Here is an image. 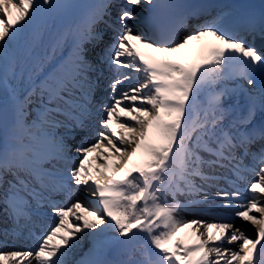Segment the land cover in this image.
Wrapping results in <instances>:
<instances>
[{"label":"snow or ice","instance_id":"snow-or-ice-1","mask_svg":"<svg viewBox=\"0 0 264 264\" xmlns=\"http://www.w3.org/2000/svg\"><path fill=\"white\" fill-rule=\"evenodd\" d=\"M151 4L152 0H101L92 7L86 40L93 47L85 49L84 41L77 40L71 60L42 82L40 92L48 100L33 125L26 123L25 113L36 88L25 89L21 98L22 89L0 74V90L7 93L15 112L9 141L0 147V203L14 223L19 225L23 219L24 227L31 220L28 197L37 205L49 203L56 217L55 226L34 249L0 250V264H67L79 233L90 235L103 254L108 243L104 238L110 231L116 234L114 246H121L117 255L142 239L141 258L129 255L78 264H256L258 246L259 264H264V167L243 190L234 186L200 195L202 187L194 181L196 177L215 179L205 169L217 168L228 169L239 181L249 157L254 164L264 165V6L258 13L244 11L229 23L225 19L230 13H218L177 40L147 36L128 23L138 18V9ZM52 7L53 0H0V70L8 46L42 10ZM101 24L104 28L98 27ZM105 29L116 33L114 42L105 44ZM205 35L220 44L205 48L199 60L189 63L157 61L135 43L159 52H178ZM105 64L141 73L136 79L142 82L118 92L117 86L131 79L118 76L108 85L111 102L105 103L96 96ZM90 73H96L95 78ZM12 78H16L14 66ZM237 78L247 86L230 88L227 81ZM205 85L211 89L207 105L194 119L189 102ZM237 92L246 98L245 110L239 114L227 103ZM101 110L104 115L99 123L105 130L94 143L78 145L76 151L83 158L78 166L69 167L73 162L69 141L75 139L76 129L84 130ZM54 113L68 116L71 123L57 121ZM62 124L65 132L54 135L51 130ZM138 151L142 158L135 161ZM101 152L106 158L93 172L86 161L93 153L99 161ZM107 159L113 160L111 166ZM70 181L96 198L94 208L79 199L70 207L56 205L52 197L66 192ZM193 193L203 201L221 199L224 209L256 227L255 239L235 227L232 216L217 217L224 222L212 223L178 218L189 205L182 204L177 195ZM183 228L191 229L192 242H173Z\"/></svg>","mask_w":264,"mask_h":264},{"label":"bare ground","instance_id":"bare-ground-1","mask_svg":"<svg viewBox=\"0 0 264 264\" xmlns=\"http://www.w3.org/2000/svg\"><path fill=\"white\" fill-rule=\"evenodd\" d=\"M60 0H53V7L48 10H42L41 13L36 17V19L28 24V26L24 29L22 33L19 34L17 39L14 41L15 43H20V46L16 47V51H11V56L8 58H5L3 61V68L0 70V74L4 75L8 83L10 85H18L22 90L20 91V96L24 93L25 88L28 86L30 82L35 81L37 78L40 77V75L45 71L51 69L54 64L64 57L66 54H68L67 62L71 60L72 55H73V50H74V44L77 40H83L84 41V48L85 44L87 43L86 37H87V31H88V23H87V16L89 11L92 9L93 6L98 5L101 3V0H85L84 5L80 8L79 12L74 15H70L66 18L59 19V12H60ZM262 6L256 5L255 0L251 1L250 3H247L241 7L237 8L236 15L232 18L225 19V23H229L232 21L237 20L240 17V14L244 11H255L259 12L261 10ZM15 12V10H13ZM219 11L216 8V12ZM206 18H209L207 22H210L215 15H205ZM199 20V19H198ZM203 21V20H199ZM196 22V19L194 20ZM130 23V22H128ZM133 25L136 30H139L137 26H135L133 23H130ZM196 24H198L196 22ZM30 29V34L29 36L26 35V30ZM194 26H188L186 35L193 31ZM141 31V30H139ZM142 32V31H141ZM36 37V39H35ZM112 38L115 37V35L111 36ZM213 36L211 35H205L200 37L198 40L192 41L189 45L194 51V56L193 58L188 61L184 62L181 60V55L178 52H170L172 56H175L176 62L180 63H189L195 60H199L200 55L202 54V51L210 46L213 45H218L220 42H216L213 40ZM13 43V44H15ZM10 46V45H9ZM259 47V46H257ZM32 48V52L30 56H27L25 54L29 49ZM86 49V48H85ZM14 54H17L13 56ZM91 56V55H89ZM24 64L22 67H20V63L23 61ZM21 63V64H22ZM9 66H11V70H9ZM13 66L15 67V73H16V78H12V68ZM8 70V73H6ZM225 71H230V69H225ZM119 72L118 74L123 73ZM228 86L234 87L237 84H245L246 83L240 79H235V80H229L227 81ZM42 86V85H40ZM219 88V86H214ZM208 90L211 92V89L208 85H205L202 87V91ZM200 93V91H199ZM0 95L3 96L2 100H0V124L2 126L3 130V135L4 138L0 139V146L5 145L10 138V135L14 129V124H15V112H14V106L12 101L9 99L8 95L6 92L3 90H0ZM103 95H106V93L103 92ZM198 95V94H197ZM199 96V95H198ZM33 97V96H32ZM32 97L30 98L31 103H28L30 106L32 105L33 107L30 108L29 110H26L25 113V121L26 123L29 121V118H32L33 115H39L41 111V105L47 104V100L43 99H36L32 100ZM102 101L106 103V99L102 96L101 98ZM236 100V102L239 104V107L236 108V110L241 109V105L243 102H246V98L241 92L240 94L234 93L231 97L230 100L227 101V103H233L232 100ZM194 100H191L189 102L192 104ZM127 103V102H125ZM196 105L200 106L201 108H204L205 105L202 101V103L198 100L194 102ZM51 105H49L50 107ZM195 106V105H194ZM37 108L38 110H33ZM245 110V107L242 108V111ZM199 111V110H198ZM104 113L101 110L98 113V118L101 119V116H103ZM54 116L57 118V121H66L65 119H69L68 116L61 114V113H54ZM65 118V119H64ZM95 121L96 123H99V120H91ZM90 121V122H91ZM29 125V123H28ZM102 127V126H101ZM62 128V125L60 127L53 128L51 131L54 135L59 134L62 135L64 132H58V130ZM35 130V129H33ZM105 129L102 127L101 131H104ZM119 130V128H118ZM87 132V131H85ZM21 135H26L25 133L21 132ZM9 136V138H8ZM91 141L86 140L85 143H80V144H89ZM75 144V143H74ZM79 143L76 142V145ZM71 151V150H70ZM102 155H104L103 152H101V158ZM80 157H77V160H73V162L69 165V167H75L78 166L79 161L82 157V155H79ZM106 158V157H105ZM89 163L91 161H88ZM51 166V164H45L44 167ZM96 170V169H95ZM94 170V172H95ZM208 170V169H205ZM246 171V170H245ZM243 171L242 173L244 174ZM249 170H247L248 172ZM250 172V171H249ZM210 174L213 175H219L217 176L214 180H209V181H204L201 180L200 178H195V184L198 187H202V192L200 195H203V193H208L209 195H214V193L218 190H231L234 186L239 187L241 190L246 188L248 182L252 181L256 176L250 175L249 180H242L240 179L239 181H234V182H229L230 179L227 177L229 176L228 174L226 177L220 175V174H226V172L222 169L218 168L217 172H209ZM252 173V172H251ZM245 175V174H244ZM234 177V176H233ZM235 178V177H234ZM219 181L220 183H224L225 185L219 186V184H216L214 182ZM222 181V182H221ZM242 181V183H240ZM218 182V183H219ZM6 187V186H5ZM2 194V191H0ZM184 195H177V198H183ZM199 196V195H198ZM77 197H80L79 194H77ZM195 199H198L200 201L197 202L195 205H189L186 207L183 211L178 213V218H184V219H197V220H203L209 223L212 222H224L223 220L217 219V217L220 216H232L233 217V222L234 226L239 228L247 237L251 239H255L256 237V230L250 226H246V224H240L239 220L243 221L241 218L234 217L233 214H226L222 213L221 210H226V211H231L229 209H224L222 207L223 201L219 198H213L209 199L207 201L201 200L200 197H197ZM30 205H35L37 206V203L35 200H32L31 197H28ZM72 204V203H71ZM206 206H210L216 212H208L205 211L204 208ZM1 210H0V215H2V211H5V206L4 204L1 205ZM32 211H39L35 209H30ZM220 211V212H218ZM40 212V211H39ZM41 218L46 219L48 217L45 212H41ZM253 214H258L253 212ZM87 216V214H85ZM8 219L9 221L15 225L18 226L16 223H14L13 219L9 216ZM259 216V215H258ZM32 218H37L36 215H31ZM88 219H93L91 216H87ZM23 220V219H21ZM56 220V217H55ZM245 222V221H243ZM202 230V229H201ZM191 229L189 228H183L180 231H178L175 236H173L172 240L173 242L176 241L177 239L184 240L185 242L191 243L192 242V237L190 235ZM66 234V233H65ZM79 237L78 243L73 248L68 256L66 257V262L67 264H77L78 262V257H80L83 253V251L91 250L94 255V259H105L106 258V253L110 247L114 243V237L115 233L114 232H108L106 234L107 238L105 241H107V246L104 248L103 254L100 252V246L95 242L94 247L90 246L91 242L86 241L83 242V236L82 234H77ZM84 235V233H83ZM86 235L84 236V238ZM55 243H61V241H57V238H54ZM39 243V242H38ZM37 243V244H38ZM37 244H31L27 243L24 246L26 247L25 250H31L34 249ZM5 246V245H1ZM228 247H236V245H226ZM143 251V248L141 246H138L135 248V251L131 254H125L124 259H127L129 255H131L132 259H140L141 258V253ZM261 257L259 253V246H258V251L257 253L254 254V261H256V264H259Z\"/></svg>","mask_w":264,"mask_h":264},{"label":"rangeland","instance_id":"rangeland-1","mask_svg":"<svg viewBox=\"0 0 264 264\" xmlns=\"http://www.w3.org/2000/svg\"><path fill=\"white\" fill-rule=\"evenodd\" d=\"M41 97V92H40V90H39V92H38V95H37V98L38 97ZM1 98H3V96H1L0 95V99ZM30 108H32L30 105H29V107H27L26 108V110H29ZM34 117V116H33ZM36 121V119H34V118H31V122L33 123V122H35ZM61 122H63V121H61ZM68 123H71V121H65V122H63V124H68ZM86 128H90V127H86ZM65 131V128H60L59 130H58V132H64ZM3 138V136L1 135V133H0V139H2ZM97 140V139H96ZM74 141H75V139H74ZM69 143L71 144L72 143V140L71 141H69ZM76 148L77 147H74V148H72L71 149V152L69 153V155L70 156H73L74 158H76V157H78V155H79V153L76 151ZM96 159V155L95 154H93L92 156H90L89 157V159L91 160V159ZM88 159V160H89ZM87 160V161H88ZM103 160H104V158H103ZM95 161H97L98 163H100V161H101V159L98 161V160H95ZM63 167V166H62ZM86 167H89V164L87 163V165H86ZM48 168H50V167H48ZM257 168V167H256ZM9 178H11V177H9ZM67 188H69V191L67 192H63V195H54L53 197H52V199L53 198H57V199H60V200H62L63 202L62 203H64V201H65V197H70L71 196V198H70V201H76L77 199H79L82 203H84L86 206H91V203L89 202V201H87V202H84V201H82V199L80 198V197H77V194H79V195H81L82 197L84 196L86 199H87V197L85 196L88 192H86L85 190H84V188H83V186H77L75 183H74V181H70L69 183H68V185H67ZM168 195H172V194H168ZM177 198V197H176ZM180 199V198H179ZM170 200V199H169ZM183 200V199H182ZM171 201V200H170ZM74 202H72V203H74ZM66 203V202H65ZM1 204V203H0ZM65 205V204H64ZM71 206V202H69V204H66V206H64V207H70ZM60 207V206H59ZM7 214V213H6ZM6 222H0V237H3L4 239H9L10 237L8 236V235H5V233H3L2 231L3 230H5V228H7L9 225H11L12 226V223L11 222H8L9 220L6 218V219H4ZM56 220L54 219L53 221H52V223L53 222H55ZM31 224H33V225H36V223L34 222V221H32V220H30L29 221ZM18 228V227H17ZM81 234V233H80ZM42 236V232H39V235H38V238H35V241L36 242H34L35 244L37 243V242H39V240H40V238L39 237H41ZM83 236V235H82ZM28 242V241H27ZM16 244H19V245H21L20 243H16ZM8 248H7V250H4V251H13V250H15V251H18V250H21V251H23L24 249V246H21L20 248H19V246L18 247H9V246H7Z\"/></svg>","mask_w":264,"mask_h":264}]
</instances>
